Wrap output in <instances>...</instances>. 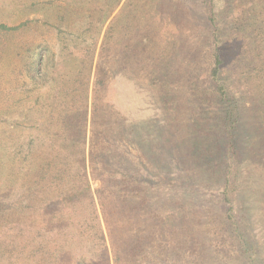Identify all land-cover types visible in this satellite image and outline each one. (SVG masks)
<instances>
[{"label":"rangeland","instance_id":"rangeland-1","mask_svg":"<svg viewBox=\"0 0 264 264\" xmlns=\"http://www.w3.org/2000/svg\"><path fill=\"white\" fill-rule=\"evenodd\" d=\"M0 264H264V0H0Z\"/></svg>","mask_w":264,"mask_h":264},{"label":"trees","instance_id":"trees-1","mask_svg":"<svg viewBox=\"0 0 264 264\" xmlns=\"http://www.w3.org/2000/svg\"><path fill=\"white\" fill-rule=\"evenodd\" d=\"M218 65H219V61L216 62V66L214 67L213 71H212V76L216 78L217 80V73H218ZM220 89V95L222 98H225V90L223 88H219Z\"/></svg>","mask_w":264,"mask_h":264}]
</instances>
